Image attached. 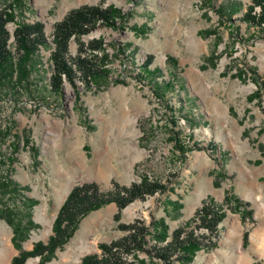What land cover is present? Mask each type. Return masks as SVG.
Listing matches in <instances>:
<instances>
[{"label":"rangeland","instance_id":"obj_1","mask_svg":"<svg viewBox=\"0 0 264 264\" xmlns=\"http://www.w3.org/2000/svg\"><path fill=\"white\" fill-rule=\"evenodd\" d=\"M251 1L0 0L15 17L7 24L12 51L16 23L43 22L49 42L28 82L0 81V253L8 251L0 264L18 253L2 210L19 211L25 223V202L35 200L30 212L39 227L22 241L31 249L48 239L74 185L109 191L144 176L165 191L128 204L119 221L114 202L90 212L47 264H77L99 252L125 234L120 222L149 226L163 217L172 233L208 199L223 205L225 217L216 245L199 250L194 264H264V30L242 19ZM83 5H111L125 16L81 37L85 49L102 40L107 58L95 53L109 74L55 91L53 28ZM78 50L72 40L67 56ZM226 194L248 203L250 214L241 216Z\"/></svg>","mask_w":264,"mask_h":264},{"label":"trees","instance_id":"obj_2","mask_svg":"<svg viewBox=\"0 0 264 264\" xmlns=\"http://www.w3.org/2000/svg\"><path fill=\"white\" fill-rule=\"evenodd\" d=\"M123 17L125 18L121 10L111 5H83L71 9L62 20L55 23L52 32L53 48L50 53L53 66L50 81L55 91L65 82L75 86L77 80L94 84L107 78L108 69L97 62L107 58L102 40L90 41L85 49L81 37L92 31L99 21L102 24H113L115 21L124 22ZM14 18L12 11L0 10V81L4 82L3 85L5 82L12 83V86L23 85L29 81L35 68L34 58L41 47L49 46L43 22H21L16 23L12 34L15 49L12 51L11 33L7 24L14 21ZM242 19L264 30V0H252ZM72 40L79 44L75 58L67 56ZM100 50L103 52L102 58L95 53ZM150 60L148 57L146 63ZM10 183L5 184L8 187ZM0 185L4 183L1 182ZM115 186L114 190L103 191L96 182L74 185L57 211L48 239L35 242L31 249H24L22 241L27 238L30 230L39 227L31 218L30 212L35 200L30 198L25 202L29 206L24 214L27 217L25 223L19 211L2 210L1 215L13 229L12 243L18 249L10 264H26L30 258H36L37 264H47L73 235L79 221L90 212L114 202L117 206L114 217L119 221L122 210L128 204L166 189L165 184L145 176L129 186ZM13 190H17L16 184ZM232 200L235 201L233 209L240 212L241 216L250 214L248 203L226 194L224 201L229 203ZM181 206L182 203L175 202L173 209L178 210ZM224 217L223 205L208 199L203 201L189 221L175 228L172 233L163 217L153 220L149 226L138 219L130 223L120 222L118 227L125 232L123 236L99 244V252L85 255L77 264H194L199 250H208L216 245L214 238ZM193 222L196 224L192 225Z\"/></svg>","mask_w":264,"mask_h":264},{"label":"bare ground","instance_id":"obj_3","mask_svg":"<svg viewBox=\"0 0 264 264\" xmlns=\"http://www.w3.org/2000/svg\"><path fill=\"white\" fill-rule=\"evenodd\" d=\"M264 240V239H263ZM263 243H264V241H263ZM238 249L240 250V251H242V241L241 240H239L238 241ZM8 253V251H7V249L3 252V254L2 253H0V255H1V257H0V260L1 261H4L5 260V257H6V254Z\"/></svg>","mask_w":264,"mask_h":264}]
</instances>
